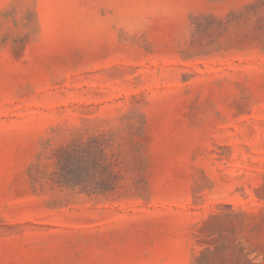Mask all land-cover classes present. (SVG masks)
Instances as JSON below:
<instances>
[{
  "label": "rangeland",
  "instance_id": "1",
  "mask_svg": "<svg viewBox=\"0 0 264 264\" xmlns=\"http://www.w3.org/2000/svg\"><path fill=\"white\" fill-rule=\"evenodd\" d=\"M0 264H264V0H0Z\"/></svg>",
  "mask_w": 264,
  "mask_h": 264
}]
</instances>
